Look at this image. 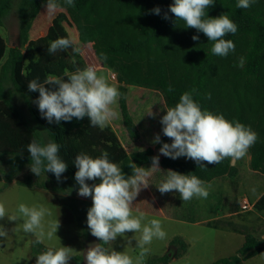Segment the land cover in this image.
Masks as SVG:
<instances>
[{
	"label": "rangeland",
	"instance_id": "374dc122",
	"mask_svg": "<svg viewBox=\"0 0 264 264\" xmlns=\"http://www.w3.org/2000/svg\"><path fill=\"white\" fill-rule=\"evenodd\" d=\"M21 0H12L7 15L0 23V36L4 39L7 48H16L24 51L23 39L20 34V20L18 15V6ZM60 7L53 14L46 12V3L40 5L38 15L31 22V27L26 35L27 40L37 39L45 35L52 21L59 15L64 14L69 20V6L58 0ZM255 6L264 8V0H256ZM97 17L110 16L116 26L124 27L128 30L129 36L139 41L134 56L138 57L143 67L158 66L170 80H177L188 73L185 59L188 55H195L194 43L203 41L204 34L197 32L193 28H185L181 21L175 28L172 41L165 43L164 48H160L154 42H148L142 30L152 26V22L145 19L138 13H132L125 10H119L115 6L96 5L95 14ZM64 28L73 41V48H78L79 52H74L76 67L84 68L88 65L97 67L98 74H103L110 84L119 87L117 72L106 67L98 59L93 43H83L79 39V34L74 24L70 21L63 23ZM198 35L199 40L193 41L192 36ZM237 49V47H235ZM8 53V51H7ZM4 57L0 64V76L4 78L3 83L6 89V97L10 99L24 122L33 129L42 142H46L49 137L42 135L44 131L28 114V106L24 98L14 91V88L7 73L2 74L1 66L7 58ZM133 55L129 57V61ZM133 56V57H134ZM239 59V53L234 51L229 57L218 60L214 73L211 76V83L208 88V94L214 104L223 111L235 117L236 121H244L246 126H250L258 134L259 143L264 140V84L247 83V80L238 78L234 70L233 63ZM71 60V61H72ZM70 61V62H71ZM128 61V62H129ZM112 75L116 78L112 79ZM126 94V104L128 112L134 122L138 123L143 131L141 142L130 143L128 137L124 135L125 128L122 122L119 106L116 111L119 118L114 119L110 124L126 151H141L144 149L146 141L145 131H152L150 137L154 141L159 130H162L160 119L166 114V104L162 91L153 90L136 85H128ZM150 112L155 115H148ZM154 144V143H153ZM156 149V148H155ZM164 158L160 154V161ZM177 161H193L186 157L175 159ZM250 149L247 155L237 161H231V166L235 170L234 178L227 175L220 176L214 180L205 183L210 185L209 195L206 199L193 198L190 201H182L176 191L161 194L158 185L167 177V171L163 170L162 175H158L148 184L152 194L155 196L159 207L163 209L164 214L155 213L153 204L146 201L148 206L146 213L148 218H155L162 222L163 230L167 236L163 240H153L149 246L151 253L146 257L145 264L157 258H161L171 252L169 263L167 264H212L223 258H228L236 254L238 249L244 243L245 237L241 234L233 233L227 229H214L203 225V220L218 218L230 220L235 224L246 226L247 234L262 241L261 251L256 256L240 262V264H264V214L251 212H240L239 202L242 197H246L250 203L264 194V171H254L251 169ZM7 169V166H3ZM36 176L25 166L11 184L5 181L0 183V202H4L8 212L11 214L20 203L29 206L44 205L52 211L51 217L45 218V224L48 220L59 219L60 227L51 240L45 239L42 244L44 250L49 247L57 248L60 246L70 247L76 252L74 256L81 255L85 264L84 255L90 244L99 243L96 237H93L87 227V206L92 202L91 197H81L78 195L79 185L66 171L62 174L61 181H57L53 173L49 172L41 177ZM27 176H32L33 180L44 182L48 188H28L17 184V180H23ZM37 177V178H36ZM150 177V175H149ZM35 178V179H34ZM59 184L65 189V192L56 191L52 187ZM145 188H142L137 197H147ZM253 189L255 191L253 192ZM136 197V198H137ZM234 201L238 203V213H231ZM136 201H133L132 211L136 214ZM74 211L72 210V208ZM141 211V210H140ZM151 211H155L150 213ZM149 214V215H148ZM190 219L197 223L188 222ZM22 221H9L7 217L0 220V225L7 231L8 236L0 237V264H36V256L32 254V242L35 237L32 234H26L22 231L20 224ZM19 228L20 230L13 229ZM137 236L139 233L136 234ZM134 232H127L125 235L118 236L112 242V247L118 252L126 251L129 255L138 254L136 240L132 239ZM131 239L129 245L128 240ZM176 241L173 243V240ZM185 245L183 252L182 243ZM41 251V249H38ZM43 250V249H42ZM69 264H74L71 260Z\"/></svg>",
	"mask_w": 264,
	"mask_h": 264
},
{
	"label": "trees",
	"instance_id": "16d2710c",
	"mask_svg": "<svg viewBox=\"0 0 264 264\" xmlns=\"http://www.w3.org/2000/svg\"><path fill=\"white\" fill-rule=\"evenodd\" d=\"M62 3L63 0H60ZM47 0H21L18 6L20 20V34L23 39L24 51L19 48H7L4 39L0 36V64L7 53L6 61L2 64V74L7 73L15 91L19 93L27 103L28 111L32 119L44 130L48 129L49 139L60 145V158L68 164L66 173L75 179L77 171L74 161L81 152L93 158L100 156L102 151L109 153L111 162L118 164L122 168L125 177L133 174L128 166L129 162L135 163L138 167L150 168L154 152L146 149L141 152L128 154L111 127L101 130L98 127H91L90 119L84 117L81 120L73 118L70 122L61 121L59 124H51L41 117L38 105L34 103L39 97L38 92H31L28 83L33 79H38L42 83L47 75H63L65 69L75 71L76 65L72 63L74 56L72 47L57 51L54 55H49L48 47L51 41L57 38H69L63 23L72 22L79 34V39L83 43H93L95 53L101 62L109 69L117 72L119 91L122 98L118 101L123 125L130 140L136 141L139 138L137 128L128 112L126 104V94L128 85L141 86L153 90L162 91L166 107H174L180 96L185 91L195 88L196 100L202 109L214 114H222L229 121H236L233 115L219 109L214 102L208 98V88L211 83V76L214 73L218 60L229 57H220L211 53L212 43L204 35L203 41L194 43L195 55H188L185 59L188 73L177 80H170L158 66L143 67L142 62L136 56L139 41L129 36L127 29L116 26L113 19L106 15L97 17L95 14L96 5H113L119 10L138 13L145 19L152 22V26L142 30V34L148 42H154L160 48H164L165 43L172 41L175 28L181 21H175L174 15L169 11V6L174 0H74L75 7L69 6V20L64 14H59L46 31L45 35L37 39L27 40L26 35L30 30L31 22L38 15L40 5ZM12 0H0V23L7 15ZM237 0H214V5L207 11L208 17L215 18L226 14L238 27L235 35L228 34L226 40H232L235 44L239 58H245L244 66L238 67V60L233 63L234 70L238 78L247 80V83L264 84V8L251 5L248 9H238ZM156 7L161 9L159 15L152 12ZM167 13L168 19H164ZM101 53L107 56V60L101 58ZM132 58L129 61V57ZM38 57V58H37ZM27 63V75H22ZM71 61V62H70ZM129 61V62H128ZM67 79L66 77L64 78ZM4 78L0 76V183L5 181L11 184L25 166L30 168L31 157L27 151V145L36 139L41 141L38 134L31 129L22 119L12 101L6 97L3 90ZM171 85L172 92L168 91ZM51 88L52 86L46 85ZM246 126L244 121H239ZM170 138L162 135L161 142L157 144L160 149L163 143H169ZM251 169L254 171H264V140L255 143L250 148ZM199 167L195 161H176L165 157L161 160L160 166L163 169L173 170L184 175H196L199 179L208 183L213 179L227 175L234 178L235 170L231 166V160L225 159L218 164ZM7 166V169H3ZM163 171V170H162ZM155 171L147 178V183L163 172ZM49 172H42L41 177ZM37 178V177H36ZM35 179V178H34ZM99 181H87L90 185ZM17 184L28 188L46 189L48 186L39 180H33L32 176H27L23 180H17ZM56 191L65 192L59 184L52 187ZM155 211L150 213L164 214L163 209L157 207L153 201ZM157 202V200H156ZM159 203V202H157ZM159 205V204H158ZM92 206L88 204L86 210ZM148 206L137 205L135 208L146 211ZM72 208V207H71ZM254 211L264 214V194L254 202ZM74 211V209L72 208ZM148 212V211H146ZM238 203L234 201L231 214L238 213ZM188 222L197 223L190 219ZM203 225L214 229H227L233 233L241 234L245 237L244 243L235 255L215 261L212 264H240V262L250 259L260 253L261 240L251 234H247L245 225L234 223L230 220L215 219L204 222ZM99 241V240H98ZM176 239L173 240V243ZM101 243V241H99ZM182 243L183 252L185 245ZM32 254L37 256L44 250L42 244L32 242ZM38 249H41L38 250ZM43 249V250H42ZM169 257L164 255L161 258L153 259L147 264H167ZM71 261L74 264H82L81 255L73 256Z\"/></svg>",
	"mask_w": 264,
	"mask_h": 264
},
{
	"label": "clouds",
	"instance_id": "9594fccd",
	"mask_svg": "<svg viewBox=\"0 0 264 264\" xmlns=\"http://www.w3.org/2000/svg\"><path fill=\"white\" fill-rule=\"evenodd\" d=\"M63 2L75 7L74 0ZM255 2L256 0H237L236 7L248 9ZM213 5L214 0H174L169 6V11L174 15L176 22L183 21L185 28L196 29L197 32H202L208 41L213 42L211 47L213 55L227 57L235 51V44L224 37L228 34L235 35L238 27L226 14L215 18L208 17L206 10ZM59 7L58 0H47L46 12L53 14ZM152 12L159 15L161 9L156 7ZM168 18L165 13L164 19ZM192 40L198 41L199 36H192ZM72 45L73 41L70 38H57L50 42L48 53L54 55L57 51L66 50ZM73 51L79 52V49L73 48ZM100 55L103 60H107L104 53ZM27 63L28 61H25L22 75H27ZM72 63L76 64L75 58ZM244 64L245 58L240 57L236 66L242 68ZM27 86L29 91L39 93L34 103L38 105L41 117L49 124L88 117L91 127L103 130L114 119L119 118L116 108L122 93L108 82L105 75L98 74L94 65L77 67L75 71L65 69L63 75L49 74L42 83L38 82V79H33ZM168 91H173L171 85ZM196 91L195 88L185 91L179 102L174 107L167 108L166 114L161 117L162 132L172 142L163 143L159 153L173 160L186 157L195 161L201 168L206 167L203 162L212 165L225 159L234 162L244 158L257 142L258 134L250 126H245L239 121H229L222 114L202 109L193 98ZM148 115L155 114L150 112ZM47 131L48 129H45L41 134L45 135ZM160 142V135L157 134L153 143ZM27 151L31 157L32 173L39 177L42 172H51L58 182L61 181L68 164L59 156L58 143L51 139L46 142L33 139L27 145ZM151 159L150 168L138 167L130 161L128 166L133 174L126 178L122 168L110 161L107 151H102L96 158L83 152L75 157L78 195L92 199V206L87 211V227L91 235L101 241L88 246L84 255L86 264H145L146 257L151 253L149 246L153 240L166 238L167 233L163 230L160 220L148 218L146 213L139 209L134 214L131 207L140 190L149 185L147 178L151 172L160 170L159 155ZM97 180L98 183L91 185L87 183ZM157 187L161 194L176 191L182 201H190L194 197L206 199L210 185L206 186L196 175H184L169 169L166 179ZM51 216L52 211L48 207L29 206L25 203H20L10 214L5 203L0 202V220L7 217L9 221H22L18 224L24 233L35 237L34 244H41L45 239L51 240L56 236L60 227L59 219L48 220L45 224V218ZM15 230L20 229H13ZM127 232L135 233L132 238L137 242L134 248L138 250V254L135 256L129 255L126 251L118 252L112 247V242ZM7 236V231L0 225V237ZM128 243L131 244V239ZM75 252L74 249L65 246L49 247L36 256V264H69Z\"/></svg>",
	"mask_w": 264,
	"mask_h": 264
},
{
	"label": "crops",
	"instance_id": "0c3cea01",
	"mask_svg": "<svg viewBox=\"0 0 264 264\" xmlns=\"http://www.w3.org/2000/svg\"><path fill=\"white\" fill-rule=\"evenodd\" d=\"M2 86H3V90H4V94L6 93V89H5V85H4V83H2ZM14 91H15V89H14ZM16 92V91H15ZM17 93V92H16ZM6 95V94H5ZM13 103V102H12ZM14 105V104H13ZM15 107V106H14ZM16 108V107H15ZM28 110V109H27ZM28 114H29V111H28ZM30 115V114H29ZM32 118V117H31ZM34 121V120H33ZM133 122H134V120H133ZM134 124H135V126H136V128H137V131H138V134H139V138L136 140V141H132V140H130L129 139V137H128V135H127V131H126V129H125V131H126V134H125V132H123L124 133V135L126 136V137H128L127 139H128V141L130 142V143H137V142H141V140H142V133H143V131L140 129V126H139V124L138 123H136V122H134ZM111 127V126H110ZM125 128V127H124ZM111 129L114 131V129L111 127ZM151 132L152 131H150V130H148V131H145V133H146V141L144 142V144H142V146H144V149L143 150H141V151H144V150H146V149H151V150H153V152H154V156H157V155H159V158H160V153H159V149H157V144L158 143H154L153 144V141H152V139L151 138H149L150 137V134H151ZM114 133H115V131H114ZM116 134V133H115ZM158 134L160 135V140H161V138H162V135H163V132H162V130L160 131L159 130V132H158ZM116 136H117V134H116ZM117 138H118V136H117ZM118 140H119V142L121 143V141H120V139L118 138ZM172 141L170 140V142H169V144L171 143ZM121 145L123 146V148H124V145L121 143ZM156 148V149H155ZM125 149V148H124ZM125 151H126V149H125ZM141 151H136V152H141ZM127 152V151H126ZM128 153V152H127ZM132 153H135V152H132ZM131 153V154H132ZM129 154V153H128ZM171 159V158H170ZM177 161V160H176ZM161 162V161H160ZM152 166V165H151ZM161 167V166H160ZM161 171L162 170H166V171H168L167 169H163L162 167H161V169H160ZM160 170H157V171H160ZM151 173H153V172H151ZM151 175V174H150ZM214 180V179H213ZM13 182V181H12ZM21 186V185H20ZM22 187H24V186H22ZM144 191L146 192V194H147V197H145V198H142V196L141 197H137L134 201H136V205L135 206H137V205H141V206H144V203H145V199H146V201H153V203L157 206V207H159V205H158V203L156 202V199H155V196L152 194V192L150 191V189H149V187L147 186L145 189H144ZM259 198V197H258ZM257 198V199H258ZM256 199V200H257ZM255 200V201H256ZM254 201V202H255ZM254 202H252L253 204H254ZM231 214V213H230ZM149 215V214H148ZM215 219H218V218H213V219H211V220H203L202 222L204 223V222H209V221H212V220H215ZM196 224H199V223H196Z\"/></svg>",
	"mask_w": 264,
	"mask_h": 264
},
{
	"label": "built area",
	"instance_id": "2783aa9c",
	"mask_svg": "<svg viewBox=\"0 0 264 264\" xmlns=\"http://www.w3.org/2000/svg\"><path fill=\"white\" fill-rule=\"evenodd\" d=\"M115 76L112 75V79L115 80ZM254 204L250 203L246 197H242L239 202L240 212H251L254 210Z\"/></svg>",
	"mask_w": 264,
	"mask_h": 264
},
{
	"label": "water",
	"instance_id": "95a60500",
	"mask_svg": "<svg viewBox=\"0 0 264 264\" xmlns=\"http://www.w3.org/2000/svg\"><path fill=\"white\" fill-rule=\"evenodd\" d=\"M17 47V45H15L13 48H16ZM167 256L170 258L171 257V252H168L167 253ZM86 264V263H85Z\"/></svg>",
	"mask_w": 264,
	"mask_h": 264
}]
</instances>
